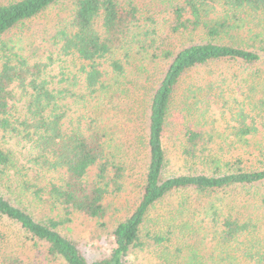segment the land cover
Masks as SVG:
<instances>
[{"label": "trees", "instance_id": "1", "mask_svg": "<svg viewBox=\"0 0 264 264\" xmlns=\"http://www.w3.org/2000/svg\"><path fill=\"white\" fill-rule=\"evenodd\" d=\"M56 1L0 2V37ZM144 17L134 0H74L50 45L62 64L80 67L58 80L48 69L52 56L33 60L5 41L0 48V129L28 146L29 169L45 178L19 181L16 197L104 219V198L121 191L140 158L138 203L112 230L110 251L87 257L60 232L64 220H37L1 187L0 220L66 264H132V254L151 244L159 264H264V195L255 193L264 186V0H182L166 27L150 30L140 25ZM210 66L221 70L192 77ZM216 116L223 127L212 126ZM170 138L189 172L164 177ZM15 166L0 145L4 185ZM188 190H252L253 198H198L197 206L179 198L169 201L165 222L154 219L164 229H144L166 196ZM194 207L206 220L189 230L182 218L194 217Z\"/></svg>", "mask_w": 264, "mask_h": 264}, {"label": "rangeland", "instance_id": "2", "mask_svg": "<svg viewBox=\"0 0 264 264\" xmlns=\"http://www.w3.org/2000/svg\"><path fill=\"white\" fill-rule=\"evenodd\" d=\"M5 1L8 0H0V2ZM73 2L74 0H57L36 17L19 24L2 35L0 37V48L2 41H5L9 45L10 43H15V47L18 48L22 54H30L34 57L33 60L40 59L44 62H49L47 57L52 56L53 62L50 64L48 69L52 68V72L57 76L56 80L62 77L61 74L59 76L60 72L77 73L78 68L80 67V62L71 63L66 61L62 64L64 57H60L58 59L56 54L53 52L57 50L56 46L53 47L50 45V38L55 33L57 24L63 26L69 18L73 8ZM181 2L182 0H134L137 7L142 9V12H144L146 16H149L148 19L145 17L142 18V21L140 22L141 26H146L149 30L150 28L155 29L166 27L170 18V10L172 6ZM136 31H138V29ZM198 36L202 35L193 34L192 38L199 39ZM185 40V43H188L190 41V37ZM32 52H34V55ZM123 56V51L118 52L119 58L123 59ZM219 67L221 66L200 68L196 70L192 77L211 75L209 72L211 69H216V73L218 74L221 70ZM133 106L136 108V104H133ZM213 118L209 120L211 121V124L213 123V127H223L222 121L217 120V116L215 119ZM262 129V133L264 135V127H262ZM262 133L260 136H262ZM0 145L10 150L16 161V166L11 169L10 173L12 176L11 178L9 177L10 181L7 183V186L0 181V187L4 190V193L7 196L17 198L18 201L21 202L37 220L51 217L64 220L59 227L60 232L67 238L76 241L80 249L87 257L99 254L105 255L110 251L113 242L112 230L118 222L124 220L131 214L138 203V190L140 188V184L142 183V173L144 171L143 166H141L140 170L138 169V160H140V158L136 161L137 166L134 167V169L126 176L121 191L117 193H110L106 196V198H104V205L106 207L105 218L96 219L81 212L71 211L67 213L60 204H53L51 201L40 202L35 200L31 195H29V197H25V195L16 197L18 194L14 187L19 185V181L28 179L30 182L43 185L45 178L42 176L38 180L35 177V172L29 169L30 164L27 157L29 151L28 146L18 142L16 138H13L8 134L4 135L1 129ZM167 146L169 163L164 170V177L189 172L188 167L185 166L178 155V142L170 138ZM30 173L33 175L31 179L29 177ZM247 191L249 190L240 192L223 190L205 195H198L191 190L182 191L180 193L175 192L166 196L165 198H169L168 200L164 202L162 201L155 209L151 210L149 214L151 220L144 225V229L149 231L164 229L165 226L161 228H159L160 226L158 225L154 226V219L159 218L160 223L165 222L164 217L167 215V210L171 207L170 203L177 201L179 198H187L191 201V203H194V205L197 206L198 198H203L202 204L208 200H214L215 198H222L224 202L229 199L234 200L236 198H253L251 195L253 194L252 190H250V196H248ZM255 193L259 194V196L264 195V186H262L259 190H256ZM219 199H216L215 202L219 203ZM192 209L194 210L193 212H195L194 217L186 214V218H182L184 221L182 225L187 224L186 229L189 230H193L197 225L204 226L203 220H206H202L203 214L201 215V212L198 213L195 207ZM0 230L2 232V237L0 238V264H66L62 258L48 255L46 246H43L40 243L35 244L34 241L26 237L25 233L19 229L18 226L5 220L4 218L0 220ZM197 231L199 237L204 235L203 230L197 229ZM143 240L147 239L143 237ZM156 248L157 246L152 244L150 246H145L144 249L138 253V256L136 254H132L130 258L131 263L144 264V262L148 261L150 264H159V256L156 252H154ZM147 256H151V261Z\"/></svg>", "mask_w": 264, "mask_h": 264}]
</instances>
